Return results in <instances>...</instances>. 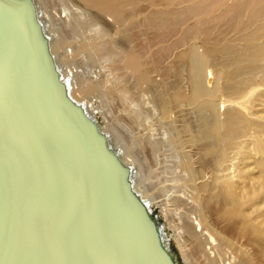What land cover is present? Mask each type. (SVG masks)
<instances>
[{"label":"bare ground","instance_id":"bare-ground-1","mask_svg":"<svg viewBox=\"0 0 264 264\" xmlns=\"http://www.w3.org/2000/svg\"><path fill=\"white\" fill-rule=\"evenodd\" d=\"M188 1L171 6L170 0H31L68 96L98 121L147 209L156 213L158 207L184 263L243 264L238 259L241 248L239 255L230 249L208 218L211 205L222 199L228 200L222 204L230 208L232 218L240 212L232 194L237 180L246 174L237 164L243 159L233 155L242 154L246 130L258 127L250 111L264 94V38L259 41L264 24L234 45L211 48L208 41L198 39V31L181 28L214 6L201 9ZM211 1V5L221 2L226 5L222 8L237 11L238 16L250 13L255 22L264 18V0L201 4ZM0 45V72L10 74L16 65L18 78L10 80L23 83L22 91L28 92L22 72L32 67L35 73L40 61L23 5L15 4L11 17L0 14ZM95 68L104 75L96 82ZM185 82L188 88L182 86ZM9 89L0 80V98ZM99 114L107 119V127ZM249 135L256 152L264 131ZM89 144L97 149L92 141ZM159 156L172 157V166L157 167ZM243 188L256 195L264 189V177L257 187L245 183ZM159 218L158 233L171 246ZM129 253H124L127 260ZM153 259L163 264L156 256Z\"/></svg>","mask_w":264,"mask_h":264},{"label":"water","instance_id":"water-1","mask_svg":"<svg viewBox=\"0 0 264 264\" xmlns=\"http://www.w3.org/2000/svg\"><path fill=\"white\" fill-rule=\"evenodd\" d=\"M15 4L28 12L40 63L22 72L28 92L11 81L16 65L0 72L10 88L0 98V264H178L119 153L68 96L31 0H0V14Z\"/></svg>","mask_w":264,"mask_h":264},{"label":"rangeland","instance_id":"rangeland-1","mask_svg":"<svg viewBox=\"0 0 264 264\" xmlns=\"http://www.w3.org/2000/svg\"><path fill=\"white\" fill-rule=\"evenodd\" d=\"M203 1L204 0H193L188 4H194V6L198 5V7L201 9L211 6L214 7L212 9L210 8L211 10L209 13H207L209 11V9H207V12H204L207 13L206 15H195V17L188 20L185 26H182L181 29H185L187 26L194 31H198V39L202 41H208L211 48H213L214 46L218 48V50H220L222 47L230 46L232 44L234 45L241 39L251 37L256 32V30L260 29L259 26L261 24H264V18L262 19V21L259 20L258 22H255L253 21V19L255 18H253L250 13H243L239 14L238 16L237 11L225 10L224 8H226V5H221V2L219 0L218 1L220 3L218 4L215 1V3L211 5V1L206 6L201 4ZM224 1L226 2L228 0ZM170 2L171 6H174L177 2L179 3L180 0H170ZM231 2L232 1L229 0L225 4ZM220 5L224 8H222ZM196 22L199 23V26L195 25L196 27H198V30H196V27L193 26V24H195ZM260 35H262V37ZM260 35L259 41H262V39L264 38V34L260 33ZM88 59L89 58L85 57V65ZM262 64H264V62ZM161 68L164 69L166 68V66H164V68L162 66ZM97 71L98 69H96V72L94 74L96 78L94 80L95 82L98 81L100 77H104L102 73L100 74L98 73L99 71ZM99 74L101 76H99ZM158 79L159 78L156 77V80ZM182 86L184 88H188L189 83L185 82ZM257 99H259V101L255 103V106L252 107L250 114L252 116V119H256L259 121L256 123L258 127L254 129L253 127H250L249 130H246L248 135L242 139L243 145L246 146L239 151V154L240 152H242V154L238 156L237 154L233 155L235 157H238V160L239 158L243 159V161H238L239 163L237 162V164L241 172L243 171L246 174L245 177L241 176L244 181H241L242 179L237 180V186L235 187L237 190L235 189V192L232 194L240 210L239 215L236 218H232V214L230 215V208L222 204V202H227L228 200L222 199L220 204L211 205L212 208L210 209V217L208 218V220L212 221L217 226L219 234H222L223 238H225L229 242L228 246L230 247V249L235 250L236 254L239 255V251L237 249L238 247L241 248L240 251H242L243 253L240 254L238 259L243 260V264L264 263V189L260 190L259 188L255 193L256 195H254V193H251V191L247 192L246 189L243 188L245 183L246 185L250 186L252 185V183H254L255 187H257V185H259L262 181V177H264V137L261 143V148L257 149L256 152H252L251 148H255V143H252L253 140L250 139L249 135L250 133L252 134V132L255 130H257L258 132L264 131V94H261V97L259 96L257 97ZM95 102L99 103V99L96 98ZM103 112H106L105 108L103 109ZM119 113L117 114L119 115ZM100 115L101 114H99V120L103 123L104 127H107V119H105L104 116ZM108 116L109 115H107V117ZM117 127H119L122 132L124 131L127 134L125 128H121L120 125H117ZM243 127H246V124H243ZM153 133H156V131L153 130ZM166 157L168 156L166 155ZM166 157L159 156L158 161L160 162L157 167L165 168L170 166L172 157L169 159H166ZM167 170L169 171L170 169L167 168ZM209 196L210 194H207L204 199L206 200ZM161 198L157 199V201L164 199ZM154 210L156 211V213L159 211L158 207H155ZM159 215L161 217V222L163 221L165 227L167 228L168 234H170V243L179 260V264H185L177 243L173 237L172 230L169 228L164 217L161 216V214ZM195 264L199 263L195 262Z\"/></svg>","mask_w":264,"mask_h":264}]
</instances>
